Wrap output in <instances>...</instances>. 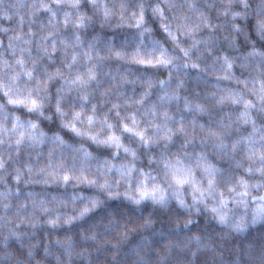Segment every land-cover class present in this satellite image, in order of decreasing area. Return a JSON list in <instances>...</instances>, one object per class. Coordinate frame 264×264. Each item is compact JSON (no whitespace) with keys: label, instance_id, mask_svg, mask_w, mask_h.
I'll use <instances>...</instances> for the list:
<instances>
[{"label":"clouds","instance_id":"obj_1","mask_svg":"<svg viewBox=\"0 0 264 264\" xmlns=\"http://www.w3.org/2000/svg\"><path fill=\"white\" fill-rule=\"evenodd\" d=\"M0 264H264V0H0Z\"/></svg>","mask_w":264,"mask_h":264},{"label":"trees","instance_id":"obj_2","mask_svg":"<svg viewBox=\"0 0 264 264\" xmlns=\"http://www.w3.org/2000/svg\"><path fill=\"white\" fill-rule=\"evenodd\" d=\"M44 15H47L46 13Z\"/></svg>","mask_w":264,"mask_h":264}]
</instances>
